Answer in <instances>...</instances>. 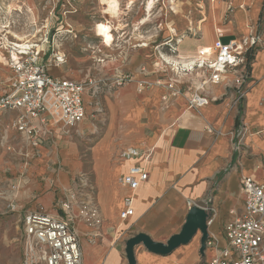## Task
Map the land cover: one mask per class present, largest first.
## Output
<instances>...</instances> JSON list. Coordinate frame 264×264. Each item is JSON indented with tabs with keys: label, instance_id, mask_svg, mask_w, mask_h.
I'll list each match as a JSON object with an SVG mask.
<instances>
[{
	"label": "crops",
	"instance_id": "crops-1",
	"mask_svg": "<svg viewBox=\"0 0 264 264\" xmlns=\"http://www.w3.org/2000/svg\"><path fill=\"white\" fill-rule=\"evenodd\" d=\"M209 1L213 27L205 30L201 40L184 43L177 52L180 61L174 62L194 61L202 48L212 47L217 40L228 43L254 33L264 37V26L262 30L257 26L264 0ZM220 2L227 4L223 7ZM146 46L143 44L141 47ZM45 57L44 62L49 61L50 56ZM100 63L105 61L101 59ZM63 65L55 66L56 70L50 69L49 74L76 80L62 75L59 68ZM124 67L115 79L131 75L134 82L122 87L111 84L110 89L115 90V96L104 113V126L88 122L91 114L87 110L86 98L90 88L95 86L89 87L84 95L87 115L76 125L82 135L91 128H99L102 132L92 147L95 192L85 197V201H92L100 213L102 225L99 228L90 227L80 217L78 211L82 199L73 202L68 212L61 208L62 202L71 196V176L81 171L82 164L73 159L79 153V147L72 142H58L57 147L50 148L47 141L54 137L55 125L52 123L46 125L48 134L43 143L35 148L23 134L15 129H6L13 124L18 112L0 113V129L7 137L4 140L11 138L15 140V143L12 142L14 146L18 147L21 135L27 143L28 155L38 154V158L34 157V160L26 162V167H21V176L11 183V188L13 186L15 190L16 205H13L20 211L19 221L23 224L27 214L41 209L71 223L79 239L84 264H128L125 246L119 243L127 225L135 230L134 236L145 233L156 242L166 243L181 232L191 208L189 203L203 208L210 205L215 209V213L210 212V238L217 240L219 249L226 248V225L244 213L243 177L264 184V51L254 55L250 73L252 87L240 108L232 106L234 97L231 89L219 85L200 91L201 95L211 99L207 107L188 111L186 95L196 91L202 81L200 75L192 73L186 80L182 77L188 75H179L176 86L185 95L165 102L163 98L168 91L164 87L139 93L138 82L168 80L131 72L130 67ZM8 72L11 78V70ZM8 88L9 83L0 97ZM96 111L102 110L98 108ZM8 115H12L13 119L6 120ZM241 121L249 128V134L246 138L248 146L239 149L235 146L234 133ZM127 148H136L144 153L153 150V153L147 168L149 179L134 197V215L122 221L120 215L125 209L124 199L131 194L122 179L133 162L124 161L119 155ZM50 159L60 161L64 169L53 174L46 183L38 182V178L32 180L33 173L40 176ZM22 160L25 161L24 158ZM35 164L37 168L34 169ZM43 187L46 192L41 194ZM200 238L198 241L194 238L190 244L178 248L169 256H158L139 246L135 249L137 264H208L216 255V250L207 247L202 255Z\"/></svg>",
	"mask_w": 264,
	"mask_h": 264
},
{
	"label": "rangeland",
	"instance_id": "rangeland-1",
	"mask_svg": "<svg viewBox=\"0 0 264 264\" xmlns=\"http://www.w3.org/2000/svg\"><path fill=\"white\" fill-rule=\"evenodd\" d=\"M119 1L121 10L114 16L107 12L103 0H0V95L13 76L9 77L10 67L8 69L6 64L13 44L40 46L46 38L50 51L47 52L44 47L47 52L45 58L52 52L66 58V64L59 68L62 75L100 84L99 87L90 88L86 98L87 110L91 114L88 122L99 127L104 126V113L115 96V90L110 89L111 84L124 66L130 67L131 72H140L149 77L178 79L174 71L176 68L172 65L175 63L173 60L180 61L179 49L188 41L201 40L205 30L213 27L210 1L154 0L150 2L153 3L152 7L149 0ZM221 2L223 7L227 4ZM258 23L262 30L264 9ZM99 24L113 28L115 43L111 48L104 46L97 36ZM143 44L147 46L141 47ZM101 59L105 61L104 64L100 63ZM53 69L57 68L53 65ZM179 69L182 73L186 68L181 65ZM183 73L188 76L182 79L191 77L188 72ZM98 108L102 111L97 112ZM5 118L12 120L13 116ZM6 129L13 130L12 124ZM53 133L56 138L47 141L50 148L57 147L58 142H72L79 147V153L73 159L82 164L81 171L71 176L69 195L75 194L83 204L85 197L95 192L92 147L102 132L99 128H91L82 135L78 133L77 126L65 129L62 125H55ZM5 137L0 129V264H24L26 237L22 221H19L20 211L11 207L15 204V190L13 186L11 188V183L21 176V167H26V162L34 160V157L38 158V154L28 155L25 148L27 143L21 135L18 147L14 146L15 140L8 138L6 141ZM33 167L35 169L37 165ZM44 168L40 176L33 173L32 180L38 178V182L46 183L53 174L64 169L57 159H50ZM43 192H46L44 187L40 193ZM82 204H79L80 208ZM78 213L80 215V210ZM134 231L127 225L119 243L125 246L126 240L134 237ZM199 236L201 234L194 241H198Z\"/></svg>",
	"mask_w": 264,
	"mask_h": 264
},
{
	"label": "built area",
	"instance_id": "built-area-1",
	"mask_svg": "<svg viewBox=\"0 0 264 264\" xmlns=\"http://www.w3.org/2000/svg\"><path fill=\"white\" fill-rule=\"evenodd\" d=\"M152 1L149 0V3ZM44 47L47 52L50 51L48 38L40 46L13 44L11 56L7 59L13 76L8 91L0 97V113L18 112L13 129L23 134L35 148L43 143L48 134L46 125L53 123L66 129L85 120L84 95L89 87H98L99 84L93 80L82 82L51 76V67L65 64L66 58L52 52L49 61L44 62L43 57L47 55ZM261 50L264 51V37L254 33L228 43L217 40L212 47L202 48L194 61L173 63L176 76H186L183 72L196 73L202 80L195 92L186 95L187 110L198 111L207 107L211 99L201 95L200 91L219 85L231 89L233 107L244 105L253 83L250 73L254 55ZM181 65L186 68L182 73L179 69ZM131 82H134L133 76L122 75L114 80L113 86L122 87ZM176 85L177 79L168 82L161 79L139 81L138 92L164 87L168 93L163 101L167 102L170 98L185 95ZM234 134L237 148L248 146L249 128L244 122L241 121ZM152 153L153 150L144 153L136 148L120 152V159L133 162L122 179L123 185L131 191L124 199L125 209L120 215L122 221L134 215V197L149 179L147 168ZM241 185L245 195L244 213L226 225V248L219 249L217 240L209 239L207 247L214 248L216 255L208 264H264V184L243 177ZM75 201L79 200L72 194L62 202L61 208L68 212ZM189 205L192 207L195 204ZM11 207L16 210V206ZM206 210L215 213L210 205ZM80 217L90 227L99 228L102 225L100 213L90 200L81 205ZM208 224L210 226V220ZM23 225L26 237L24 264H84L79 239L68 220L39 211L27 214Z\"/></svg>",
	"mask_w": 264,
	"mask_h": 264
},
{
	"label": "water",
	"instance_id": "water-1",
	"mask_svg": "<svg viewBox=\"0 0 264 264\" xmlns=\"http://www.w3.org/2000/svg\"><path fill=\"white\" fill-rule=\"evenodd\" d=\"M210 212L206 208L194 205L190 208L179 234L173 235L166 243L156 242L145 233L137 234L126 241L125 254L128 264H137L135 249L143 246L147 251L158 256L172 255L178 248L190 244L193 239L201 234L200 253L203 255L207 250L209 233Z\"/></svg>",
	"mask_w": 264,
	"mask_h": 264
},
{
	"label": "bare ground",
	"instance_id": "bare-ground-1",
	"mask_svg": "<svg viewBox=\"0 0 264 264\" xmlns=\"http://www.w3.org/2000/svg\"><path fill=\"white\" fill-rule=\"evenodd\" d=\"M103 3L107 6L108 13L114 16L119 14L121 10L119 0H103ZM150 5L152 7L153 3H150ZM113 31V28L107 24H99L97 26V36L102 40L104 46L107 48H111L115 43Z\"/></svg>",
	"mask_w": 264,
	"mask_h": 264
}]
</instances>
